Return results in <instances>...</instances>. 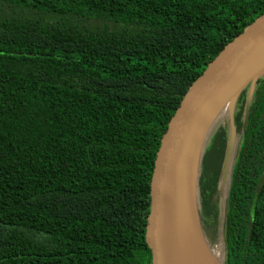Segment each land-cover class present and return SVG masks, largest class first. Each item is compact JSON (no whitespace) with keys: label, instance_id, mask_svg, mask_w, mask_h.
<instances>
[{"label":"trees","instance_id":"obj_1","mask_svg":"<svg viewBox=\"0 0 264 264\" xmlns=\"http://www.w3.org/2000/svg\"><path fill=\"white\" fill-rule=\"evenodd\" d=\"M263 15L264 0H0V264H153L161 140ZM206 149L208 245L224 244L225 264H264V72Z\"/></svg>","mask_w":264,"mask_h":264},{"label":"water","instance_id":"obj_2","mask_svg":"<svg viewBox=\"0 0 264 264\" xmlns=\"http://www.w3.org/2000/svg\"><path fill=\"white\" fill-rule=\"evenodd\" d=\"M263 72L264 15L248 25L208 65L169 122L151 180L146 240L153 264H177L182 185L195 142L227 100ZM229 148L232 153V142Z\"/></svg>","mask_w":264,"mask_h":264},{"label":"bare ground","instance_id":"obj_3","mask_svg":"<svg viewBox=\"0 0 264 264\" xmlns=\"http://www.w3.org/2000/svg\"><path fill=\"white\" fill-rule=\"evenodd\" d=\"M204 139L205 137L200 136L195 142L186 165L183 206L178 225L177 264H219L216 254L209 247L200 223L196 219L191 198L190 184L196 180L197 170L199 171Z\"/></svg>","mask_w":264,"mask_h":264},{"label":"rangeland","instance_id":"obj_4","mask_svg":"<svg viewBox=\"0 0 264 264\" xmlns=\"http://www.w3.org/2000/svg\"><path fill=\"white\" fill-rule=\"evenodd\" d=\"M232 104H233V98L228 101L222 108L221 110L214 116V118L212 119L211 123L209 126L206 127V129L201 133L200 136L205 137L204 139V147H203V153H202V157L205 155V152L207 151V147L210 145L211 143V139L212 136L215 133V130L217 129L218 125L225 119V116H227V114L231 111L232 109ZM231 144V143H230ZM231 153H230V148L228 150V155H227V160H226V165L224 167V185L223 188L225 186H227L228 183V175H229V166L231 163V157H230ZM199 162V160H198ZM204 170V165H203V161H201L200 163V167H199V171L197 170V175H196V180L192 181L190 186H191V198H192V203L194 205V210H195V215H196V219L199 221V214H198V202L201 203V199H200V191L198 190V184H199V178L200 175H202V172ZM223 175V174H222ZM193 186V187H192ZM183 194H184V181H183V185H182V192H181V202H180V211H179V219L181 216V210H182V206H183ZM201 222H202V228H206V227H210L211 226V218H208L206 215L203 216L201 218ZM207 225H206V223ZM209 247L211 248V250L216 254V257L218 259L219 264H225V249H224V244L222 242H216L212 241V244L209 245Z\"/></svg>","mask_w":264,"mask_h":264}]
</instances>
